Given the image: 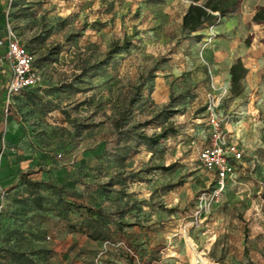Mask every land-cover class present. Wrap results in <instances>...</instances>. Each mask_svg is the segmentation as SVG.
Here are the masks:
<instances>
[{
	"label": "rangeland",
	"instance_id": "obj_1",
	"mask_svg": "<svg viewBox=\"0 0 264 264\" xmlns=\"http://www.w3.org/2000/svg\"><path fill=\"white\" fill-rule=\"evenodd\" d=\"M205 1L0 0V53L13 33L39 75L0 82V264H264V0L196 40L181 19ZM210 102L242 157L206 202Z\"/></svg>",
	"mask_w": 264,
	"mask_h": 264
},
{
	"label": "built area",
	"instance_id": "obj_2",
	"mask_svg": "<svg viewBox=\"0 0 264 264\" xmlns=\"http://www.w3.org/2000/svg\"><path fill=\"white\" fill-rule=\"evenodd\" d=\"M34 55L13 34L9 33L4 53H0V67H8L7 99L33 88L39 81L34 68ZM209 125V143L199 154L203 169L215 175L214 186L208 193L206 202L219 198L226 189L227 181L234 172L233 163L240 160L242 153L236 144L228 142L223 133L222 123L210 102L207 107ZM205 202V204H206Z\"/></svg>",
	"mask_w": 264,
	"mask_h": 264
},
{
	"label": "trees",
	"instance_id": "obj_3",
	"mask_svg": "<svg viewBox=\"0 0 264 264\" xmlns=\"http://www.w3.org/2000/svg\"><path fill=\"white\" fill-rule=\"evenodd\" d=\"M242 3L243 0H206L203 4H191L182 16V29L185 33L194 35L196 40H200L202 38L201 32L205 27H213L221 23L224 19L238 15L241 11ZM3 14H5V12H3ZM253 21H264V8H260L256 12ZM1 68L0 82L5 94L9 82L8 75L6 74V71L8 72V67L6 64H3ZM247 73L248 71L240 58H237L230 66L229 85L232 96L237 97L242 93V81L246 78ZM181 97L184 98L186 95L183 94ZM172 134H175V129L169 126L165 127L160 133H154L152 135L139 134L138 136L140 140L155 146L161 140L167 139ZM87 211L91 215L103 217L101 209H87Z\"/></svg>",
	"mask_w": 264,
	"mask_h": 264
}]
</instances>
